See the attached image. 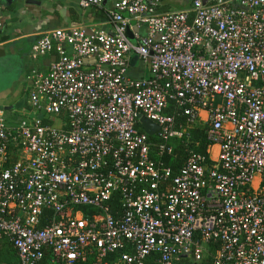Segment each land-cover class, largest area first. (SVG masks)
I'll return each instance as SVG.
<instances>
[{"label": "built area", "instance_id": "2783aa9c", "mask_svg": "<svg viewBox=\"0 0 264 264\" xmlns=\"http://www.w3.org/2000/svg\"><path fill=\"white\" fill-rule=\"evenodd\" d=\"M76 1L99 23L45 33L30 116L0 108V240L18 264H264V0Z\"/></svg>", "mask_w": 264, "mask_h": 264}, {"label": "crops", "instance_id": "0c3cea01", "mask_svg": "<svg viewBox=\"0 0 264 264\" xmlns=\"http://www.w3.org/2000/svg\"><path fill=\"white\" fill-rule=\"evenodd\" d=\"M63 1L65 3L60 0H0L3 24L0 29V80L10 82L7 88L0 89V108L6 109L11 124L30 116L28 77L34 72L46 73L50 64L57 60L55 53L33 59L32 49L37 41L55 29L99 23L98 10H82L76 0ZM172 1L180 0H164L159 11H183L193 2L188 0L186 5L173 9ZM71 5L78 6L81 13ZM139 63L136 61L132 68L137 69Z\"/></svg>", "mask_w": 264, "mask_h": 264}, {"label": "trees", "instance_id": "16d2710c", "mask_svg": "<svg viewBox=\"0 0 264 264\" xmlns=\"http://www.w3.org/2000/svg\"><path fill=\"white\" fill-rule=\"evenodd\" d=\"M198 129V127H197ZM197 129H194L196 131L193 132V140H198L199 136H197L199 133ZM200 129V127H199ZM206 143H204V139L201 140L200 147L196 148V150L200 153L204 152ZM191 147L192 144H191ZM176 155L180 156L183 155V147L177 146L176 147ZM180 161L173 162L172 164L175 165V168L180 165ZM48 259V257L46 258ZM45 259V260H46ZM93 258H89L86 263L84 264H93ZM0 264H18V259L15 250L13 249L12 245L8 242L6 239L0 240Z\"/></svg>", "mask_w": 264, "mask_h": 264}, {"label": "rangeland", "instance_id": "374dc122", "mask_svg": "<svg viewBox=\"0 0 264 264\" xmlns=\"http://www.w3.org/2000/svg\"><path fill=\"white\" fill-rule=\"evenodd\" d=\"M55 1H59V0H55ZM61 2L65 3L63 0H60ZM188 3V0H180V1H177V2H170V6L173 8V9H178V8H181V6L183 5H186V3ZM68 4V2H66ZM78 13H81V10L80 8H78V6H75V5H71ZM130 40L132 42H135L133 39H131L130 37ZM132 67H135V63H133V66ZM130 76L132 77H147L148 76V69L146 67V65L144 63H139L138 65V68H130ZM10 82H6V81H3V80H0V89L2 88H7V86L9 85Z\"/></svg>", "mask_w": 264, "mask_h": 264}, {"label": "water", "instance_id": "95a60500", "mask_svg": "<svg viewBox=\"0 0 264 264\" xmlns=\"http://www.w3.org/2000/svg\"><path fill=\"white\" fill-rule=\"evenodd\" d=\"M2 1H8V0H2ZM136 61H137V57H134L133 63H135ZM139 123L143 131L149 136H152L156 131H158V127L152 121L146 119L145 117H139ZM190 264H194V263H190Z\"/></svg>", "mask_w": 264, "mask_h": 264}]
</instances>
